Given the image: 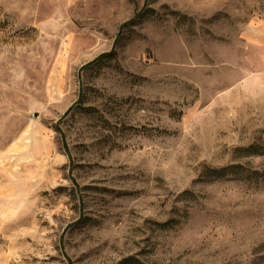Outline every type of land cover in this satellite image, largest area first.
Listing matches in <instances>:
<instances>
[{
	"label": "rangeland",
	"instance_id": "1",
	"mask_svg": "<svg viewBox=\"0 0 264 264\" xmlns=\"http://www.w3.org/2000/svg\"><path fill=\"white\" fill-rule=\"evenodd\" d=\"M0 264H264V0H0Z\"/></svg>",
	"mask_w": 264,
	"mask_h": 264
},
{
	"label": "trees",
	"instance_id": "2",
	"mask_svg": "<svg viewBox=\"0 0 264 264\" xmlns=\"http://www.w3.org/2000/svg\"><path fill=\"white\" fill-rule=\"evenodd\" d=\"M133 19L134 18H132L130 21H133ZM129 21V22H130ZM112 53V51L111 52H105V53H102L101 55H100V57L101 56H107V55H109V54H111ZM92 63V61L91 62H88L87 64H85V66L86 65H88V64H91ZM67 112H68V110H67ZM66 112V113H67ZM59 132H61L62 133V131L61 130H59ZM63 145H64V147H65V149L67 150L68 149V147H67V144H65V140H63ZM68 151V150H67ZM68 154H69V151H68ZM70 155V154H69ZM244 171H246L245 170V168L243 167V165H241V164H233V165H230V166H228V167H223L222 169H219V170H216V173H218V174H222L223 172H228V173H243ZM252 172V175L250 176V175H247L246 176V180H252V179H254L253 178V175H255L254 177H255V179L256 178H258V176H262V175H260V172L259 171H256V170H254V171H251ZM166 223H171V220L169 221V222H166Z\"/></svg>",
	"mask_w": 264,
	"mask_h": 264
},
{
	"label": "bare ground",
	"instance_id": "3",
	"mask_svg": "<svg viewBox=\"0 0 264 264\" xmlns=\"http://www.w3.org/2000/svg\"><path fill=\"white\" fill-rule=\"evenodd\" d=\"M8 193H9V196H10V197H13V198H16L17 195L20 194V192L16 189L15 186H12V187L10 188V190H9Z\"/></svg>",
	"mask_w": 264,
	"mask_h": 264
}]
</instances>
